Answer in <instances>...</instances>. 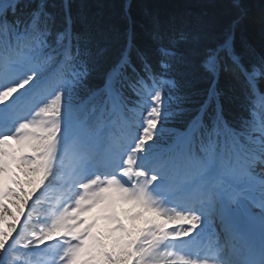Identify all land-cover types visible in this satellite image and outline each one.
<instances>
[{
  "label": "snow or ice",
  "instance_id": "snow-or-ice-1",
  "mask_svg": "<svg viewBox=\"0 0 264 264\" xmlns=\"http://www.w3.org/2000/svg\"><path fill=\"white\" fill-rule=\"evenodd\" d=\"M230 6L215 38L154 20L151 57L135 49L134 59L131 39L113 53L103 32L82 18L77 28L69 0L58 11L0 0V264H34L52 245L58 264H264V56L237 51L246 12ZM222 77L239 89L232 118ZM128 111L139 134L110 139ZM83 143L96 154L66 175ZM61 179L62 203L34 218ZM256 227L258 254L245 242ZM203 236L215 241L209 254H177Z\"/></svg>",
  "mask_w": 264,
  "mask_h": 264
},
{
  "label": "trees",
  "instance_id": "trees-1",
  "mask_svg": "<svg viewBox=\"0 0 264 264\" xmlns=\"http://www.w3.org/2000/svg\"><path fill=\"white\" fill-rule=\"evenodd\" d=\"M38 2V0H37ZM59 10L62 0H48ZM77 28L83 30L82 18L93 30L103 32L110 50L115 53L131 39L135 49L151 57L154 48L150 33L153 21L167 27L176 25L209 38L219 37L226 24L237 14L231 8V0H69ZM246 15L237 29V51L244 53V60L264 56V0H241ZM251 49V53L247 50ZM204 89L201 82L193 86ZM264 92V81L259 85ZM218 90L222 92L221 104L227 118L239 114L238 86L228 77H222ZM169 124L177 127L178 120Z\"/></svg>",
  "mask_w": 264,
  "mask_h": 264
},
{
  "label": "rangeland",
  "instance_id": "rangeland-1",
  "mask_svg": "<svg viewBox=\"0 0 264 264\" xmlns=\"http://www.w3.org/2000/svg\"><path fill=\"white\" fill-rule=\"evenodd\" d=\"M77 158L75 151L69 153L66 155L65 160H64V168L63 171L64 173L70 174L73 170V160ZM21 181L25 182L26 181V177H24V175H21ZM63 179H61L60 181H58L57 184L53 185L52 187H50V189L48 188L47 191H43V193L41 194V189H38L36 193H33V199L35 198V196L37 194H41V201L47 200V201H54L55 203H57L58 205H60V203H62L63 200V196H64V191L66 190L63 187ZM15 187V186H14ZM25 190L26 191H31V187L29 185H27L26 183L24 184ZM51 190V194L49 193V191ZM50 194V195H48ZM42 196H45V198H43ZM44 199V200H43ZM45 202V201H44ZM203 238V237H201ZM200 239V238H199ZM35 247V246H34ZM178 255H185V254H189V252H181V253H177ZM190 258H195V255H192Z\"/></svg>",
  "mask_w": 264,
  "mask_h": 264
},
{
  "label": "bare ground",
  "instance_id": "bare-ground-1",
  "mask_svg": "<svg viewBox=\"0 0 264 264\" xmlns=\"http://www.w3.org/2000/svg\"><path fill=\"white\" fill-rule=\"evenodd\" d=\"M21 175H22V173H20V175H19V178H21ZM42 202V201H41ZM38 206V208H37V212H34L33 213V217L35 218L36 217V215L39 213V215H49V214H51V210L52 209H50V207L52 206V204H46V208H44V211H40V206L39 205H37ZM25 208H27V206L25 207ZM11 210L13 211V212H15V207L13 206L12 208H11ZM26 212L28 211V209L27 210H25ZM213 240L212 239H209V240H206V241H204L203 242V247H204V249L203 248H200V244L199 243H197V242H194V241H192V244L190 245V244H188L189 246H187V249H191V250H194L195 252H198L199 254H209V252L207 251V249H208V246H209V244H211V242H212ZM215 242V241H214ZM245 242H246V244H247V246L248 247H253V248H255V247H261V238H260V234H259V229H258V227H256L252 232H250L247 236H246V238H245ZM203 250V251H202Z\"/></svg>",
  "mask_w": 264,
  "mask_h": 264
}]
</instances>
